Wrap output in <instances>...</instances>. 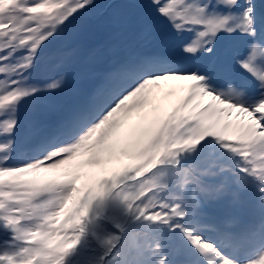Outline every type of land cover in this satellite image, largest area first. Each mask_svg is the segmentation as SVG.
Masks as SVG:
<instances>
[{
  "label": "snow or ice",
  "instance_id": "snow-or-ice-1",
  "mask_svg": "<svg viewBox=\"0 0 264 264\" xmlns=\"http://www.w3.org/2000/svg\"><path fill=\"white\" fill-rule=\"evenodd\" d=\"M0 264H264V0H0Z\"/></svg>",
  "mask_w": 264,
  "mask_h": 264
}]
</instances>
